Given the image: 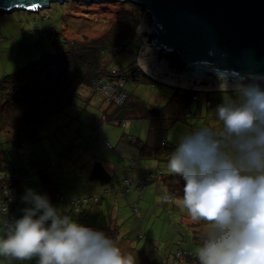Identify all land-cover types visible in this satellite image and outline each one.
<instances>
[{"label": "rangeland", "instance_id": "obj_1", "mask_svg": "<svg viewBox=\"0 0 264 264\" xmlns=\"http://www.w3.org/2000/svg\"><path fill=\"white\" fill-rule=\"evenodd\" d=\"M130 5L135 6L131 3L120 4L116 0L101 1V3L69 1L63 4L52 3L48 9L37 13L13 10L0 14V80L4 76L12 74L38 59L42 54H52L60 50L63 37L67 40H79L83 36L94 38L103 34L108 29L111 18L114 17L116 11L131 9ZM135 10L138 11L139 15L140 8L135 6ZM57 32L61 33V35L57 36ZM135 33H137L136 30ZM130 45L131 51L124 50L103 54L105 67L119 70L135 62V57L138 59L139 56V53L136 54L139 45L138 35L132 39ZM152 85L155 88L152 89ZM126 90L134 99L142 101L148 107L157 108H161L175 91L170 87L153 83L147 77L142 78L140 82L129 81L126 83ZM232 94V92L196 93L198 100L201 102L200 114H194L196 103L192 104L191 102L190 112L185 113L184 121L174 120L173 117L167 115L162 119L164 124L162 130L160 129L162 126L161 122L156 123L151 118H138L126 115L127 128L125 131L116 124H103L101 136L107 138L113 147H117L120 144L124 132L130 134L133 141L137 143L155 145L160 141H164L175 147L178 138L186 132L201 127L219 131L222 128V123L214 116L213 111L215 108L208 109L205 106V102L213 99L212 102L217 100L221 104L223 99L228 98L226 95ZM9 98L11 99V97ZM103 98L107 99L100 92L94 93L90 87L81 88L79 96L73 105L67 107L63 112L49 117L38 128L36 137L27 143V148L33 151V157L38 160L42 159L43 164H46L44 167L48 168L49 178L55 179L57 182H59V176L63 179L71 178L70 182L65 180L63 183L69 186L64 188H71L73 193H80L85 188L81 180L79 181L78 176L73 174L75 173V159L82 149L78 150L67 163L58 164L59 161L56 162L58 158L55 155V148H69L67 147L68 145L63 144L72 142L75 139L88 141L94 139H88L89 136L86 134L88 133L87 130L95 128L96 122L100 121V115L102 114L100 106L108 103ZM13 104L14 107L12 108L11 105ZM15 104V102L12 104L7 103L6 106L17 111L18 105L15 106ZM3 109L4 106L0 105V113H2ZM5 114H12V111ZM1 117H3V114ZM2 138L0 136V152H3L4 156L7 155L12 166H23L24 161L26 163L29 162L28 157L21 148L11 149L7 147ZM92 142L94 140L89 141V143ZM110 153L117 158L115 152L111 151ZM125 154V156H131L130 154L132 153ZM48 157H53L49 163ZM133 157L136 156L133 155ZM34 158L33 162L39 163ZM118 159H120L119 156ZM136 161V164H130L128 161L123 163L121 160L116 166L114 183L120 184L121 180L125 178H131L136 181L137 175L141 172H146V176L150 172L162 171L164 175L170 173L167 163L159 158H137ZM138 165H144V167L141 170H136ZM131 169L134 172H131ZM144 177L138 179H143ZM40 179L43 181L42 178ZM63 186L62 184L59 188ZM75 186L78 187L76 188ZM30 187L33 188L34 184H31ZM165 187V185L159 184V181H155L136 187L128 195L120 196V214H125L126 219H129L126 222L128 221L127 225L132 228V231L128 233V238L131 240V248L138 255L145 252V256H152L153 252L156 254L155 247H157L161 256L160 258L152 256L149 259L152 263L188 264L185 263L187 260L186 256L179 259L175 256L180 248L190 247L191 251L196 253V250L202 244L197 243V240L193 242V239L195 236L200 237L205 234L208 225L203 224L201 226V224L196 222L197 226L193 227L189 221L182 220L181 215L188 216L186 209L182 205V199L176 195L173 203H164L161 198L165 192ZM167 187L176 194L177 188L172 182L171 184L167 183ZM74 198H77V196ZM67 199L70 200V198ZM132 201L137 202V204H131V212H129L127 205ZM66 207L71 209L70 206ZM132 208H136L137 213H134ZM70 213V216L77 222V213L73 210ZM189 223L190 226L188 225ZM125 226L126 224L123 225V227ZM151 238L158 239L159 243H151ZM143 247L145 248L142 250Z\"/></svg>", "mask_w": 264, "mask_h": 264}, {"label": "clouds", "instance_id": "obj_2", "mask_svg": "<svg viewBox=\"0 0 264 264\" xmlns=\"http://www.w3.org/2000/svg\"><path fill=\"white\" fill-rule=\"evenodd\" d=\"M264 78L223 83L213 113L217 131L182 134L167 168L184 181L182 205L191 221L208 227L196 250L199 264H264ZM23 216L5 220L0 257L37 264H135L102 231L61 213L47 195L27 189ZM170 200L171 197H166Z\"/></svg>", "mask_w": 264, "mask_h": 264}, {"label": "trees", "instance_id": "obj_3", "mask_svg": "<svg viewBox=\"0 0 264 264\" xmlns=\"http://www.w3.org/2000/svg\"><path fill=\"white\" fill-rule=\"evenodd\" d=\"M99 3H101V1H99ZM129 7H131V9L116 11L114 17L111 18L108 29L103 34L94 38L83 36L79 40H67L63 37L60 50L52 54H42L38 59L28 63L18 71L4 76L0 80V105L4 106L2 113H0V136L3 137L2 141H5L4 144H7V147L11 149H19L21 144L27 145V143L36 137L35 135L38 134V128L42 126L49 117L57 115L63 112L67 107L73 105L74 101L77 100L79 96V90L81 88L90 87L94 93H98V91L95 90L93 83H95L98 78H104L109 72L114 71V69H108L105 67L103 54L124 50L131 51V41L137 35L135 30L140 22V15H138V11L135 10V6L130 5ZM56 35L59 36L61 33L57 32ZM138 38L139 45L136 54L140 52L142 46V41L139 36ZM125 45H127V49H123ZM117 46H119L120 49L112 50ZM115 72L119 73L120 77L123 79L122 91H124V100L121 104H115L108 99L103 98L106 103L108 102L107 106L109 111H106V108L104 109V112L102 111L100 121L97 122L95 128L89 133V136L92 138H96V132L101 130L103 124H116L125 131L127 128L126 115L138 118L146 117L151 118V120L156 123L161 122L162 126L160 129L162 130L164 126L162 119L165 116L170 115L174 120L184 121L185 113L190 112V103H199L196 93L173 89L175 90L174 93L166 100L161 108L148 107L142 101L134 99L126 90V83L129 81L140 82L142 78L147 77L142 71L137 70L135 62L124 69L115 70ZM153 88H155L154 85H152V89ZM193 96H196V98L194 99ZM9 97H11V99ZM212 100H206L205 102V106L208 109L216 108L213 104L210 107L207 106V103L212 102ZM214 101L219 105L217 100ZM13 102L16 103L15 106L18 105L17 111L11 109V107H14V104L11 105L10 108L6 106L7 103L12 104ZM11 111L12 114H5ZM197 113L198 109L195 110L194 114ZM2 114L3 117H1ZM85 141L86 140L84 139L80 140V144H84ZM103 144L108 150H115L118 146L124 145L125 147L133 149L132 151L135 153L134 156L143 159H154L164 155H166L164 157L167 159L175 149L173 145L164 141H160L155 145L134 142L132 136L126 132L123 133L120 144L117 147H113L111 143L106 140H103ZM67 147L69 148H61L58 156L63 151H68L74 148L70 155L67 156L66 154H63L68 158L69 156L76 154L80 149L79 145H68ZM30 155L29 163L32 164V151H30ZM63 160L65 159L60 158L59 162H62ZM123 160L125 162L128 161L130 164L134 163L133 159L123 158L122 161ZM36 165L37 164H35V166ZM10 169L8 158L4 156L3 152H0V176L2 177L0 186V204H5L9 209V214L12 216L13 209L22 205L21 199L18 197L21 194L19 192L20 186L18 185L22 184L23 181L13 179L12 175L17 170L11 171ZM46 170L47 169H45L44 173L40 174L45 175L47 173ZM151 175H153L154 179H150ZM90 179L97 181L102 185H108L112 181V176L109 175L106 168L103 166L102 161L97 160L92 164ZM127 179L131 180L134 184V187L131 190L143 183L159 181L162 185L167 186V183L171 184L172 182L177 188V190L175 189L176 194L169 189L168 191L172 192L175 197L176 195L180 199L183 197L184 181L181 177L172 173L166 176L162 171L156 173L150 172L142 181H134L131 178H125L123 180V194H127L131 191L130 190L127 193L124 191V181ZM5 190L7 192L6 195L3 194ZM51 192L52 190L49 191V194H51ZM106 192H108V190ZM54 194L56 196L55 192ZM77 198L87 199V202L84 204V209L87 204L95 203L99 200L97 196L88 197L83 195ZM93 199L96 200L94 201ZM70 200L65 199V204L61 202L58 203L62 206L68 205L74 212H76L69 204ZM54 203L55 201L53 204ZM132 211L137 213L136 208H132ZM0 216L2 219V226L3 216L1 211ZM186 218L191 222L193 227L197 226L196 223L191 221L189 216H186ZM198 223L201 224V226L206 224L203 221ZM204 236L205 234H202L199 237L201 244L203 243ZM179 250L182 251L187 258L185 263L199 264L196 253H193V256H190L188 253L192 252L190 249L180 248Z\"/></svg>", "mask_w": 264, "mask_h": 264}, {"label": "water", "instance_id": "obj_4", "mask_svg": "<svg viewBox=\"0 0 264 264\" xmlns=\"http://www.w3.org/2000/svg\"><path fill=\"white\" fill-rule=\"evenodd\" d=\"M69 1L109 0H0V14ZM116 1L140 8L136 34L147 44L138 64L154 83L209 94L240 77L264 78V0Z\"/></svg>", "mask_w": 264, "mask_h": 264}, {"label": "crops", "instance_id": "obj_5", "mask_svg": "<svg viewBox=\"0 0 264 264\" xmlns=\"http://www.w3.org/2000/svg\"><path fill=\"white\" fill-rule=\"evenodd\" d=\"M198 102L199 103L196 104L197 106L195 107V109H198V113L200 114L201 102L199 100H198ZM100 109L103 112H104V109L106 111H109L107 104L100 106ZM96 124H97V122H96ZM91 130H87L88 133L86 135L89 136L90 135L89 133ZM101 132H102V130L97 131L96 132V135H97L96 138L90 139V140H94V142H96V143H94V142L89 143L90 140L89 141L86 140L84 142V144H80V140L75 139L72 142H68L66 144H63V145H79L80 149H82L81 153L75 159V167H74L75 173H73V174L74 175L76 174L79 178V181L81 180V182L85 185V188L83 191H81L80 193H73L71 188L65 189L69 186L66 183L64 184L63 182L65 180L67 182H70L71 178L63 179L61 176H59L58 177L59 182H57V181H55V179L52 180L51 178L48 177V172L45 175L34 172V173H32L31 179L29 181L23 182L22 184L18 185V186H20L19 192L21 193L18 197L21 199L25 195V192L27 189H33L38 194L47 195V197L50 196L49 191L52 190L53 192L56 193L57 197L61 198V199H67V198L72 199L76 196L80 197L83 195L88 196V197L97 196L99 198L98 202L87 204L82 213L76 214L77 215V223H79L85 227H89V228H92L94 230L102 231V232L106 233V235L109 236L114 241L115 245L120 248L123 255H131L134 258L135 264H156V263H152L151 261H149V259L152 258V256L160 258L161 253L159 252L157 247H155L156 254L153 252L151 254L152 256L149 255V257L144 255L145 252H142L141 255H138L135 252V250L133 251V249L131 248V245H130L131 240L128 238V233L130 231H132V228H130L127 225V222L129 221V219H126L125 214H123V213H122L123 215L120 214V207L121 206H120L119 197L120 196L123 197L125 195H128L132 191H130L127 194H123V180H121L120 184L114 183L115 182L114 180L116 177L115 176L116 166H118L117 164L123 158L128 157V159H133L134 163H132V164H136V162H137L136 159L141 158V157H133V155L135 154L132 151L133 149L129 148V147H125L124 145L118 146V148L115 150L106 149V147L103 144V140H106V141H108V140H107V138L101 136ZM90 137L91 136H89L88 139ZM121 148H123V150H121ZM59 151H60V147L58 149L55 148V155L57 156V158H58ZM111 151L116 153L115 156H117V158L113 157L112 153H110ZM125 153H132V154H130L131 156H125L126 155ZM32 155H33V151H32ZM72 156H69L68 158H66L65 160H63L62 162H59V163H61V164L67 163L72 158ZM118 156L120 157V159H118ZM6 157H7V155H6ZM52 158L53 157H50V158L48 157V163L50 162V160ZM158 158L162 161H165L166 163L168 162V159H169V158L166 159L165 157L163 158V156L158 157ZM34 159H36V158H34ZM36 160H38V159H36ZM97 160L102 161L103 166L106 168L109 175L112 176V181L108 185H102L99 182L93 181L90 179V171H91L92 164ZM28 161H30V159ZM38 162L39 163H37V166H42L43 168L48 169L47 167H44L46 164H43L42 159L38 160ZM122 162L125 163L124 160ZM9 164H10V168H11L10 170L12 171V170H18V169H20V168H22L28 164H30L33 167L34 166L33 164H36V162H33V159H32V164L29 162L26 163V161H24L23 166L19 165L17 167L12 166L11 161L9 162ZM142 167H144V165H138V166H136V170H141ZM131 172H134V171L131 169ZM34 174H37V175H34ZM169 174H166V176ZM146 175H147L146 172H141L137 175L136 179L142 181L146 177ZM32 176H34V177H32ZM35 176H37V177H35ZM142 177H144V178L138 179V178H142ZM40 178H42L44 182L41 181ZM150 183H152V182L143 183V185L140 184L139 186H144V185H147ZM31 184H34L33 188L30 187ZM62 184L64 186L59 188V186H62ZM159 184H161V183H159ZM57 185H59V186H57ZM162 186H164V185H162ZM75 187L77 188L78 186H75ZM107 190H108V192H106ZM167 190H168V187L166 186L164 188V191H165L164 194L167 192ZM67 200H69V199H67ZM21 202H22V199H21ZM21 204L22 205H20L16 209H13V211H12V217L14 218V220L21 218L23 216L22 209H24L25 207H28V205L24 204L23 202ZM131 204L132 205L137 204V202L132 201L130 204L127 205V210L129 212H131V206H132ZM53 206L60 209L61 213H66L68 215L71 214L70 212L72 211V209H70L66 206H62L57 201H55ZM181 218H182V220H184L186 222L189 221L186 218V216L181 215ZM1 220L2 219L0 216V238H6L5 230L1 226V223H2ZM126 220H128V221L126 222ZM190 223L188 224L189 226H190ZM124 224H126L125 227H123ZM137 234H138V232H137ZM140 235L143 236L142 234H140ZM137 239H138V237H137ZM196 240H197V243L201 244V241H199L200 240L199 237L195 236L193 239V242H195ZM150 241L153 244L159 243L158 239H156V238H151ZM120 246H123V247H120ZM144 248L145 247H143L142 250ZM188 249L192 250L190 247H188ZM151 251H153V250L151 249ZM0 264H9V261L0 257ZM11 264H37V259L34 258L31 261H24V262L12 261Z\"/></svg>", "mask_w": 264, "mask_h": 264}, {"label": "built area", "instance_id": "obj_6", "mask_svg": "<svg viewBox=\"0 0 264 264\" xmlns=\"http://www.w3.org/2000/svg\"><path fill=\"white\" fill-rule=\"evenodd\" d=\"M139 37L140 35L137 34ZM141 41H142V46L140 48V50H143L145 45L147 44L146 41L144 40L143 37H141ZM120 49L119 46L114 47L112 50H117ZM123 49H127V45H125L123 47ZM135 66L137 67V70H140V66L138 64V59L137 57H135ZM93 86L95 88L96 91L100 92L104 97H106L109 101L115 103V104H121L122 101L124 100V91H122V87H123V79L120 77V74L114 71L109 72L108 75H106L104 78H98L96 80L95 83H93ZM200 93V92H197ZM193 98L195 99L196 96H193ZM215 105L217 106L216 102H208L207 106H211V105ZM20 148L22 149L23 153L30 159L31 155H30V150L27 148V145L21 144ZM72 150H74V148L68 150V151H63L62 153H60V155L58 156V159L56 160V162H58L60 160V158H64L66 159L67 157L64 156L63 154H66L67 156L70 155L72 153ZM54 164V163H52ZM37 172V173H44L45 169L42 166H31L30 164L25 165L22 169L17 170L13 173L12 177L15 180H20V181H28L29 179H31V175L32 173ZM150 179H154L153 175H151ZM1 181H2V177L0 176V186H1ZM125 182V189L124 191L127 193L129 192L133 187L134 184L131 182V180L127 179L124 181ZM4 195L7 194L6 190L3 192ZM166 197H171L170 200H166ZM175 195L168 191L163 195L162 197V201L164 203H172L174 202L175 199ZM49 200L51 202V204H53L54 201L57 202H61L63 204H65V199H61L58 198L57 195L55 196L54 192L52 191L49 197ZM94 201L96 199H93ZM85 202H87V199L84 198H77V199H72L69 201V204L75 209V211L77 213H80L84 210V204ZM0 211L2 213L3 216V225H4V221L5 220H13L11 214H9V209L5 204H0ZM2 225V227H3ZM4 229V227H3ZM190 256H193V252H188ZM177 259L179 258H184L185 255L182 251H178L177 255L175 256Z\"/></svg>", "mask_w": 264, "mask_h": 264}]
</instances>
